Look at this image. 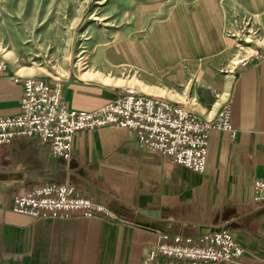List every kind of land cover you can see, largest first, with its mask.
<instances>
[{
    "label": "crops",
    "instance_id": "obj_1",
    "mask_svg": "<svg viewBox=\"0 0 264 264\" xmlns=\"http://www.w3.org/2000/svg\"><path fill=\"white\" fill-rule=\"evenodd\" d=\"M18 77L32 76L12 65L0 75V117L21 112ZM62 95L68 109L86 112L117 97L80 79L62 82ZM228 103L237 137L211 133L204 173L143 150L127 128L78 132L69 160L36 138L1 145L0 264H141L156 231L198 238L201 228L228 230L245 250L244 263L264 264V203L253 192L254 180H264V51L238 73ZM46 183L75 187L116 219H35L13 211L17 194Z\"/></svg>",
    "mask_w": 264,
    "mask_h": 264
},
{
    "label": "rangeland",
    "instance_id": "obj_2",
    "mask_svg": "<svg viewBox=\"0 0 264 264\" xmlns=\"http://www.w3.org/2000/svg\"><path fill=\"white\" fill-rule=\"evenodd\" d=\"M263 51L262 0H0V56L22 74L159 96L207 119Z\"/></svg>",
    "mask_w": 264,
    "mask_h": 264
},
{
    "label": "built area",
    "instance_id": "obj_3",
    "mask_svg": "<svg viewBox=\"0 0 264 264\" xmlns=\"http://www.w3.org/2000/svg\"><path fill=\"white\" fill-rule=\"evenodd\" d=\"M9 64L0 56V75ZM24 87L21 112L0 117V146L16 138H36L49 144L51 154L69 160L75 135L103 127L131 129L140 147L197 173L207 168L210 135L237 131L231 123V104L207 119L183 104L133 90H122L114 101L91 112L68 109L62 82L39 76L18 77ZM254 200L264 203V180L253 182ZM13 211L35 219L83 217L116 219L114 212L96 201L76 195L75 187L46 183L17 194ZM157 242L141 264H210L243 262L242 245L228 230L198 238L156 231Z\"/></svg>",
    "mask_w": 264,
    "mask_h": 264
},
{
    "label": "water",
    "instance_id": "obj_4",
    "mask_svg": "<svg viewBox=\"0 0 264 264\" xmlns=\"http://www.w3.org/2000/svg\"><path fill=\"white\" fill-rule=\"evenodd\" d=\"M200 235L201 236H204V235H207V234H210V233H213V232H220L218 230H208V228H201L200 229Z\"/></svg>",
    "mask_w": 264,
    "mask_h": 264
},
{
    "label": "bare ground",
    "instance_id": "obj_5",
    "mask_svg": "<svg viewBox=\"0 0 264 264\" xmlns=\"http://www.w3.org/2000/svg\"><path fill=\"white\" fill-rule=\"evenodd\" d=\"M79 68L81 69V65H79ZM204 114H206V112H204Z\"/></svg>",
    "mask_w": 264,
    "mask_h": 264
}]
</instances>
